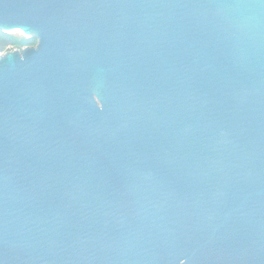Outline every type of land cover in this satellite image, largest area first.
I'll use <instances>...</instances> for the list:
<instances>
[{"label":"water","instance_id":"water-1","mask_svg":"<svg viewBox=\"0 0 264 264\" xmlns=\"http://www.w3.org/2000/svg\"><path fill=\"white\" fill-rule=\"evenodd\" d=\"M0 264H264V0H0Z\"/></svg>","mask_w":264,"mask_h":264},{"label":"trees","instance_id":"trees-1","mask_svg":"<svg viewBox=\"0 0 264 264\" xmlns=\"http://www.w3.org/2000/svg\"><path fill=\"white\" fill-rule=\"evenodd\" d=\"M36 39L25 38L21 35L13 36L10 34H4L0 32V53L6 52L12 49H22L27 46H35Z\"/></svg>","mask_w":264,"mask_h":264},{"label":"rangeland","instance_id":"rangeland-1","mask_svg":"<svg viewBox=\"0 0 264 264\" xmlns=\"http://www.w3.org/2000/svg\"><path fill=\"white\" fill-rule=\"evenodd\" d=\"M10 35H13V36H19V35H21L19 32H14V33H11ZM21 36H23V35H21ZM4 52H2V53H0V54H3Z\"/></svg>","mask_w":264,"mask_h":264}]
</instances>
